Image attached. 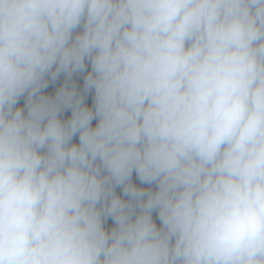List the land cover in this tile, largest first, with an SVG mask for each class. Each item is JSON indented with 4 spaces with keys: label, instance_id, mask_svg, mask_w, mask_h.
<instances>
[{
    "label": "clouds",
    "instance_id": "clouds-1",
    "mask_svg": "<svg viewBox=\"0 0 264 264\" xmlns=\"http://www.w3.org/2000/svg\"><path fill=\"white\" fill-rule=\"evenodd\" d=\"M0 264H264V0H0Z\"/></svg>",
    "mask_w": 264,
    "mask_h": 264
}]
</instances>
